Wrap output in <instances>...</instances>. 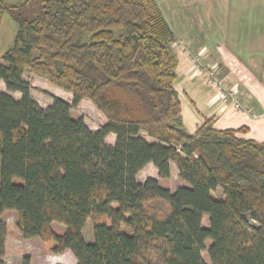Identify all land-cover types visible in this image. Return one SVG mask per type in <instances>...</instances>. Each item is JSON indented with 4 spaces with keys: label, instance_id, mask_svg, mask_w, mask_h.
<instances>
[{
    "label": "trees",
    "instance_id": "trees-1",
    "mask_svg": "<svg viewBox=\"0 0 264 264\" xmlns=\"http://www.w3.org/2000/svg\"><path fill=\"white\" fill-rule=\"evenodd\" d=\"M3 12L18 28L0 56V215L15 211L24 238L52 241L75 264H264V142L211 118L193 133L182 125L175 35L155 0H0ZM24 72L71 103L51 95L42 107ZM82 99L103 114L99 129L70 115ZM171 163L175 190L138 181L147 164L168 178ZM5 244L0 219V264Z\"/></svg>",
    "mask_w": 264,
    "mask_h": 264
},
{
    "label": "crops",
    "instance_id": "crops-1",
    "mask_svg": "<svg viewBox=\"0 0 264 264\" xmlns=\"http://www.w3.org/2000/svg\"><path fill=\"white\" fill-rule=\"evenodd\" d=\"M18 1L2 0L7 5ZM155 1L175 35L174 86L182 125L193 133L211 118L215 129L245 127L241 137L264 142V0ZM4 15L15 23L2 13L0 56L18 28ZM4 88L0 80V90ZM110 135L108 143L115 138ZM146 168L150 177H158L152 164ZM172 169L177 172L173 163L170 173Z\"/></svg>",
    "mask_w": 264,
    "mask_h": 264
},
{
    "label": "rangeland",
    "instance_id": "rangeland-1",
    "mask_svg": "<svg viewBox=\"0 0 264 264\" xmlns=\"http://www.w3.org/2000/svg\"><path fill=\"white\" fill-rule=\"evenodd\" d=\"M5 19L8 20L9 24L15 23L9 18L8 15H4ZM3 50H0V53ZM23 78L31 84V96L36 100L42 107L48 106L51 101V95H56L65 99L71 103L72 94L59 88L42 77L36 76L29 72L23 73ZM15 98H19L18 92H9ZM70 115L73 117H81L88 127L92 130H97L101 127L104 122L103 114L95 107V105L88 99H82L78 104L74 105L70 109ZM147 140H151L144 132L140 133ZM112 135L106 137V141L111 140ZM150 168L143 169L138 174V181L142 182L151 175ZM159 184L169 190L173 191L183 182L178 178V173L175 169H172L170 176L166 179L158 178ZM211 195L215 198H222V192L216 190ZM105 216H93L89 218L83 229V236L86 241L91 242L93 239L92 225L96 221L105 219ZM0 219L6 226V252L4 257V264H20L22 258L25 255L30 257V264H74L75 259L69 250H65L62 253H55L51 250L52 241H43L38 237L24 238L16 226V212L13 210H5L1 215ZM204 225L208 224V218L205 216L202 220ZM53 228L57 232H62L64 226L62 224L54 222ZM124 227V226H123ZM128 230V228L124 227ZM202 256L208 263V256L206 250L202 252Z\"/></svg>",
    "mask_w": 264,
    "mask_h": 264
},
{
    "label": "built area",
    "instance_id": "built-area-1",
    "mask_svg": "<svg viewBox=\"0 0 264 264\" xmlns=\"http://www.w3.org/2000/svg\"><path fill=\"white\" fill-rule=\"evenodd\" d=\"M210 72H211V71H210ZM212 73H213V72H211V74H212ZM238 105H239L238 102L235 101V106H238Z\"/></svg>",
    "mask_w": 264,
    "mask_h": 264
}]
</instances>
